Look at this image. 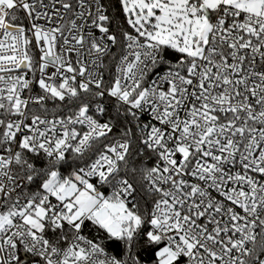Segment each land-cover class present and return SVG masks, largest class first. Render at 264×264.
Returning a JSON list of instances; mask_svg holds the SVG:
<instances>
[{
	"label": "snow or ice",
	"instance_id": "snow-or-ice-1",
	"mask_svg": "<svg viewBox=\"0 0 264 264\" xmlns=\"http://www.w3.org/2000/svg\"><path fill=\"white\" fill-rule=\"evenodd\" d=\"M0 264H264V0H0Z\"/></svg>",
	"mask_w": 264,
	"mask_h": 264
}]
</instances>
